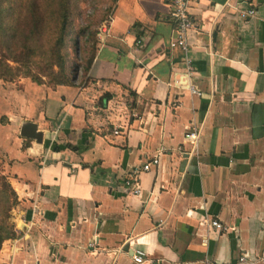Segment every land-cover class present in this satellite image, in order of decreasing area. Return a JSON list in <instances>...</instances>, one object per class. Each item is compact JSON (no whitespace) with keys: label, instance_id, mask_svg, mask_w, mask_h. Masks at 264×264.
Here are the masks:
<instances>
[{"label":"crops","instance_id":"0c3cea01","mask_svg":"<svg viewBox=\"0 0 264 264\" xmlns=\"http://www.w3.org/2000/svg\"><path fill=\"white\" fill-rule=\"evenodd\" d=\"M190 6L186 51L170 47L162 0H115L73 84L0 80V174L18 197L0 264H135L137 250L151 264H264V0ZM156 155L133 196L123 182Z\"/></svg>","mask_w":264,"mask_h":264},{"label":"rangeland","instance_id":"374dc122","mask_svg":"<svg viewBox=\"0 0 264 264\" xmlns=\"http://www.w3.org/2000/svg\"><path fill=\"white\" fill-rule=\"evenodd\" d=\"M67 1L68 26L63 34L62 51L67 56L68 72L74 68L84 69L95 46V36L113 8L111 0H31V5L24 10L28 6L25 0H0V15L7 31L0 37V60L11 59L12 53H18L23 46L52 47L61 34V8ZM8 64L17 66L10 61ZM35 65L38 63L33 67ZM2 108L0 105V116L4 114ZM0 130H3L1 125ZM4 135L0 133V137Z\"/></svg>","mask_w":264,"mask_h":264},{"label":"trees","instance_id":"16d2710c","mask_svg":"<svg viewBox=\"0 0 264 264\" xmlns=\"http://www.w3.org/2000/svg\"><path fill=\"white\" fill-rule=\"evenodd\" d=\"M112 7L114 6L115 0H111ZM25 3L29 7L31 5V0H25ZM68 1L61 8V27H60V36L55 41L52 47L44 45L41 48L38 46L34 47H20L21 50L18 53L13 54L11 59H2L0 60V80L4 83H14L18 79H28L32 83L37 85H44L49 88H55L57 86H69L73 84L75 76L77 74V69L74 68L72 71L68 72L67 69V56L62 51L65 43V38L63 36L68 26ZM21 10V12H22ZM113 8L109 12L108 17L112 13ZM7 31L4 30L3 22L0 15V37L3 33ZM96 37V36H95ZM96 39L94 40V45ZM94 50L91 49V56L89 55L84 66L86 70L92 63ZM8 61L17 64L16 67H12L8 64ZM35 65L34 64H37ZM44 78H47L48 81H45ZM48 145V144H47ZM53 151H63L69 149V146L65 147H51ZM18 205V197L8 179L0 174V250L2 245L9 240H13L17 237L15 231V226L13 223L12 211Z\"/></svg>","mask_w":264,"mask_h":264},{"label":"built area","instance_id":"2783aa9c","mask_svg":"<svg viewBox=\"0 0 264 264\" xmlns=\"http://www.w3.org/2000/svg\"><path fill=\"white\" fill-rule=\"evenodd\" d=\"M168 6V16L172 23L173 29L176 33L175 38L171 39L170 47L171 48H180L183 51L187 50V38L189 33L193 32L195 29L192 17H191V2L192 0H162ZM255 14L254 10H250L247 13L243 14L244 16H253ZM108 21L104 22L100 28V33L105 34L107 31ZM137 46H141V41L136 42ZM186 70L191 72L193 70L192 65L188 63ZM185 87L192 95L201 96L199 92L189 80L185 84H181V87ZM114 134L117 135L118 132L114 131ZM186 139L195 142L197 135L195 133H187ZM159 165V156L156 155L152 159L146 161L142 167L134 168L131 173L128 175L126 180L123 182V185L127 187L130 194L137 197L141 193V186L139 181L140 173L150 171L152 168H157ZM202 225L209 226L217 231L228 232L229 228L224 227L217 221H203ZM145 253L142 251H135L132 255V261L135 264H151L145 258ZM244 260V257L241 258V261Z\"/></svg>","mask_w":264,"mask_h":264},{"label":"water","instance_id":"95a60500","mask_svg":"<svg viewBox=\"0 0 264 264\" xmlns=\"http://www.w3.org/2000/svg\"><path fill=\"white\" fill-rule=\"evenodd\" d=\"M20 135L25 139L34 140L39 145L43 142V134L37 131V126L33 124H24L21 128Z\"/></svg>","mask_w":264,"mask_h":264}]
</instances>
